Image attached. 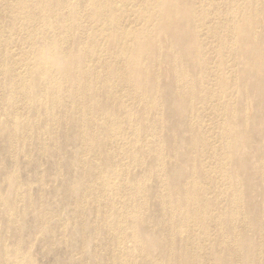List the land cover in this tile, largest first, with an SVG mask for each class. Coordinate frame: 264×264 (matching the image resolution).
I'll list each match as a JSON object with an SVG mask.
<instances>
[{
	"label": "bare ground",
	"instance_id": "obj_1",
	"mask_svg": "<svg viewBox=\"0 0 264 264\" xmlns=\"http://www.w3.org/2000/svg\"><path fill=\"white\" fill-rule=\"evenodd\" d=\"M58 242L60 264H264V0H0V264Z\"/></svg>",
	"mask_w": 264,
	"mask_h": 264
},
{
	"label": "rangeland",
	"instance_id": "obj_2",
	"mask_svg": "<svg viewBox=\"0 0 264 264\" xmlns=\"http://www.w3.org/2000/svg\"><path fill=\"white\" fill-rule=\"evenodd\" d=\"M164 114H165V120H166V122H167V129H169L171 126H175V124H176V120H175V118L174 117H172L171 115H170V112H169V110L166 108L165 109V111H164ZM182 135H184V133H182ZM178 136L181 138V134H178ZM69 145V146H68ZM68 145H64V148H65V150L68 152V154H69V157H68V161H67V164H66V160L63 162V163H65V172H66V176H65V178H64V183H63V187L62 188H64V187H67V188H69V187H76V178H77V176H78V173H79V167H78V165L76 164V163H74L75 162V155L78 153V151H79V149L77 148V149H75L77 146L76 145H74V147H73V145H71V144H68ZM179 147L181 148V146H180V144H179ZM77 152H76V151ZM36 152V151H35ZM34 152V155L36 154ZM73 155V156H72ZM38 155L36 154L35 155V157H37ZM51 157V159H49ZM71 159L74 161H72V162H70L71 161ZM50 160V161H49ZM56 160V156L55 155H52V156H49L48 157V159H47V163H46V165H45V170L47 169V172H53L54 171V169H56L55 167V163H54V161ZM70 160V161H69ZM48 161H49V165H48ZM253 162H255L254 164L257 166V164H256V161H255V159L253 160ZM53 163V164H52ZM177 163H178V165H180V166H186L185 165V163L181 160V159H178L177 160ZM75 164V165H74ZM68 165V166H67ZM73 165V166H72ZM70 166V167H69ZM76 166V167H75ZM51 167H53V168H51ZM78 167V168H77ZM27 167H25L24 165H21V166H19V169H18V171H19V175L20 176H22V178H26V177H31V178H35V175H36V173L38 172L36 169V167L34 166H32V168L30 169V167H28L27 169H26ZM70 168V169H69ZM75 168V170H73V169ZM34 169V170H33ZM77 169V170H76ZM36 170V171H35ZM72 170V171H71ZM36 172V173H35ZM68 172V173H67ZM72 172V173H71ZM31 173V174H30ZM73 173H75V174H73ZM77 173V174H76ZM33 175H34V177H33ZM72 175V176H71ZM69 176H71V177H69ZM67 178V179H66ZM69 178V179H68ZM75 178V179H74ZM73 179V180H72ZM69 183V184H68ZM65 184V185H64ZM67 184V185H66ZM213 184H215V182L213 181ZM47 185L50 187L51 186V182H47ZM173 187H177V189H178V186L176 185V186H173ZM67 188H66V190H67ZM3 190H5V186L3 187ZM63 191V190H62ZM64 193V192H63ZM51 194V195H50ZM69 194L67 193V194H59V193H57L56 195H55V193H45V197H44V200H46V203H47V205L45 206L46 208H48V209H58V208H60L59 206H61V207H63V203H64V206L66 205V201H67V199H68V196ZM56 196V197H55ZM57 196H58V198H57ZM63 199V200H62ZM60 200H62V201H64V202H62V201H60ZM59 204V205H58ZM52 208H51V207ZM31 220H30V219ZM91 218H93V215L90 217V219ZM34 216H33V214L32 213H28L26 216H25V218H24V220L28 223V226H27V228H26V231L24 230V232H23V235L25 236V237H28L29 235H30V230H28L29 228H32L31 226H32V224H33V222H34ZM30 221H32V222H30ZM28 231V232H27ZM82 237H83V234L81 235V234H79L78 235V238H76V243L75 244H73V246H74V248H72V251H77L78 249H80L79 247H81V241H82ZM92 239V238H91ZM90 243H91V245H101L102 243H103V239L102 238H97V239H92V240H90ZM61 242H58V243H56V244H54V245H52L51 247H50V249L46 252V253H43V252H41V248H40V244H38L36 247H35V249H34V256H35V259L37 260V262L39 263V264H60V262L62 263V261H63V259L65 260V258H66V255H68L67 254V251H66V246L64 245V244H62ZM76 245H78V246H76ZM75 247H76V249H75ZM55 248V249H54ZM63 249V250H62ZM224 249V246H217V247H215V249L212 251L214 254H215V256H219L220 255V253H221V251ZM51 250V251H50ZM60 250V251H59ZM61 252V253H60ZM50 253V254H49ZM65 254V255H64ZM55 257H57V258H55ZM59 260V261H58ZM80 259H78V261H79ZM80 263V262H79ZM67 264H73L72 262H68ZM74 264H78V262H76V263H74Z\"/></svg>",
	"mask_w": 264,
	"mask_h": 264
}]
</instances>
